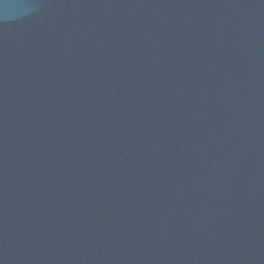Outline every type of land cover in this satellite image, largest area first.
<instances>
[{
	"label": "water",
	"instance_id": "obj_1",
	"mask_svg": "<svg viewBox=\"0 0 264 264\" xmlns=\"http://www.w3.org/2000/svg\"><path fill=\"white\" fill-rule=\"evenodd\" d=\"M0 264H264V0H0Z\"/></svg>",
	"mask_w": 264,
	"mask_h": 264
}]
</instances>
